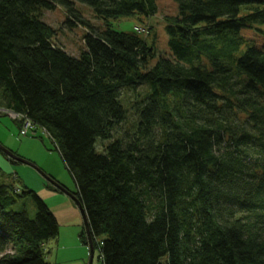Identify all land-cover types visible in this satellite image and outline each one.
Returning <instances> with one entry per match:
<instances>
[{"label":"trees","instance_id":"obj_1","mask_svg":"<svg viewBox=\"0 0 264 264\" xmlns=\"http://www.w3.org/2000/svg\"><path fill=\"white\" fill-rule=\"evenodd\" d=\"M156 1L0 0V108L50 138L101 264H264V50L242 35H264V0H175L151 66L152 39L109 22ZM56 7L86 30L78 56L42 20ZM0 177V264H50L55 216Z\"/></svg>","mask_w":264,"mask_h":264},{"label":"rangeland","instance_id":"obj_2","mask_svg":"<svg viewBox=\"0 0 264 264\" xmlns=\"http://www.w3.org/2000/svg\"><path fill=\"white\" fill-rule=\"evenodd\" d=\"M156 5L157 13L148 18L133 16L109 22L112 30L116 32L135 34L145 38L148 43L152 39L157 54L151 62V66L158 61L159 57H165L169 53L164 30V17L177 13L175 0H157ZM75 6L92 25L98 28L103 27V21L97 19L89 7L81 4H75ZM41 16L42 20L56 31L54 42L57 46L62 47L73 56H78L85 49L86 30L80 26L69 27V24L66 23V11L62 7L43 10ZM242 35L255 46L264 50L263 34L249 30L242 32ZM3 114L4 112H0L2 115L0 116V145L30 165L18 162L10 165V161L3 156L0 150V169L5 174H15L16 172L15 175L19 178L18 186L36 192L53 213L59 225L58 237L45 244L48 262L50 264H89V247L83 243L80 236L83 229V217L71 198L77 189L59 153L45 133L39 132L37 137L20 135L19 124L16 123L20 121L8 114ZM128 120L130 121L131 118ZM48 178L54 179L67 192L57 189L56 191L50 190L51 182ZM1 183L3 182L0 177ZM34 188H38V191ZM40 191L42 193H39ZM34 214V209L29 210L30 217H33ZM101 239L98 238L97 243H100ZM91 264H101L98 249L94 251Z\"/></svg>","mask_w":264,"mask_h":264},{"label":"water","instance_id":"obj_3","mask_svg":"<svg viewBox=\"0 0 264 264\" xmlns=\"http://www.w3.org/2000/svg\"><path fill=\"white\" fill-rule=\"evenodd\" d=\"M0 150H1V152L3 154H5L8 158L14 160L15 162L22 163V164H25V165H30V163L24 161L21 158H18L10 150H7L6 148L2 147L1 145H0ZM48 179L51 182L50 187H49L50 190H53V189L56 190L57 189V190L63 191V192L66 191V189H64L61 185L56 183L52 178H48ZM71 198L74 200V202L78 206V208H79V210H80V212L82 214V217H83V229H82V232H81V236L87 240V245L89 247V255H90L89 264H91L92 259H93V255H94V248H93V245H92V239H91V234H90V230H89V225H88V221H87V218H86V214H85V211H84L81 203L78 201V199H76L74 195H71Z\"/></svg>","mask_w":264,"mask_h":264},{"label":"built area","instance_id":"obj_4","mask_svg":"<svg viewBox=\"0 0 264 264\" xmlns=\"http://www.w3.org/2000/svg\"><path fill=\"white\" fill-rule=\"evenodd\" d=\"M0 112H4V114H8L10 115L12 118H15L17 120L20 121L21 123V127H20V135L23 136H28V135H35L36 133V128L32 125V123L25 118L24 116L20 115V114H16L13 112H10L8 110L2 109L0 108ZM13 115V116H12Z\"/></svg>","mask_w":264,"mask_h":264},{"label":"crops","instance_id":"obj_5","mask_svg":"<svg viewBox=\"0 0 264 264\" xmlns=\"http://www.w3.org/2000/svg\"><path fill=\"white\" fill-rule=\"evenodd\" d=\"M9 161V160H8ZM14 162V161H13ZM15 164H16V162H15ZM5 165V164H4ZM10 165H14V163H12V162H10ZM6 166V165H5ZM6 168V167H5ZM5 170V169H4ZM14 171H16V169H14ZM15 174H17L16 172H15ZM34 190H36V191H38V188H34ZM39 193H42V191H40ZM45 193H47V192H45Z\"/></svg>","mask_w":264,"mask_h":264}]
</instances>
